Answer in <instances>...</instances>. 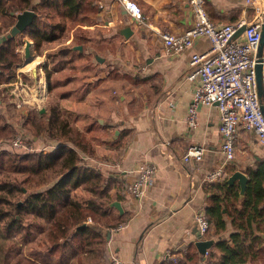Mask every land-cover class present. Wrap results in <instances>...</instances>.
I'll use <instances>...</instances> for the list:
<instances>
[{"label": "crops", "instance_id": "0c3cea01", "mask_svg": "<svg viewBox=\"0 0 264 264\" xmlns=\"http://www.w3.org/2000/svg\"><path fill=\"white\" fill-rule=\"evenodd\" d=\"M134 1L144 21L153 28L133 20L119 0H97L98 11L87 14L91 22L76 25L81 27L85 38H78L77 43L70 45L83 56L81 66L87 68L84 84L94 81L98 89L93 98L98 103L92 102L85 108L87 111L83 108L88 117H83L82 125L92 119L99 125H106L108 129L102 134V140L112 142L111 147L96 146L99 157L83 154L85 162L107 180L110 197L102 206L106 211L103 218H91V223L84 221L104 237L105 258L104 254H91L84 264H106L109 251L117 256L120 264H141L143 261L170 264L162 260L166 250L179 255L177 264H210L201 256L195 242L210 240L207 249L212 252V261H218L220 252L212 251V246L234 230L229 224L231 217L222 207L226 227L217 230L210 223L208 231L201 235L193 222L194 213L206 210L213 202L212 195L227 194V188L237 191L241 197L245 188L240 192L238 180L230 184L226 179L234 170H241L248 178L251 169L264 163V143L254 132L241 129L234 143L233 160L227 164L223 178L216 182L202 181L206 170L223 162L219 113L216 104H201L196 113L198 125L193 127L187 123V108L195 82L188 80L186 74L190 71L191 53L205 50L208 41L199 37L186 50L166 53L156 29L168 28L179 33L189 26L193 18L188 0ZM205 2L213 22L252 18L251 7L245 0ZM75 35L72 28L64 44ZM31 46L32 43L29 48ZM32 56L33 61L41 56L42 64L46 61L44 54ZM90 69L96 71L92 78L88 75ZM64 83L62 80V86ZM33 139L39 140L35 136ZM189 144H199L205 150L199 159L184 162L182 155ZM43 148L50 149L53 145ZM144 162L160 168L144 195L134 199L123 192L122 183L134 178L137 166ZM113 201H118L121 209L112 205ZM121 218H125L123 223L114 224ZM259 237L257 247H264V238ZM194 250L196 258L192 257ZM261 254L264 260V251ZM262 259L257 257L254 264H264ZM241 264H252V261Z\"/></svg>", "mask_w": 264, "mask_h": 264}, {"label": "trees", "instance_id": "16d2710c", "mask_svg": "<svg viewBox=\"0 0 264 264\" xmlns=\"http://www.w3.org/2000/svg\"><path fill=\"white\" fill-rule=\"evenodd\" d=\"M96 1L0 0V16L15 12L10 26L16 20V11L32 9L36 12L21 34L0 41V89L6 91L3 83L16 70L19 56L16 46L23 42V37L31 40L33 51L45 55L46 61L41 67L49 87L52 72L48 62L58 70L78 55L70 45L85 36L76 25L91 22L87 14L98 11ZM41 8L48 11L42 12ZM55 12L59 14L57 20L50 17ZM72 28L76 35L64 44ZM71 113L73 121L81 115L88 117L85 112ZM23 117L20 126L29 123L33 136L44 139L43 146L51 144L53 148L36 151L5 148L4 143L13 138L18 127H12L0 112V174L4 175L0 177V264H84L89 251L95 255L104 254L105 258L104 237L84 221L87 215L96 219L106 215L102 206L110 200L107 180L85 162L83 154L96 158L99 157L97 145L111 147L112 142L102 140L107 126L99 125L93 119L85 125H75L61 116L58 104H49L47 113L39 119L35 120L31 109ZM49 140L56 144L47 142ZM26 183L32 186L25 188ZM24 190H27L25 196L19 199V193ZM225 192L227 194H213V202L202 211L211 226L224 229L226 223L221 210L225 207L234 230L226 239L213 244L212 251L220 252L218 261H212L209 249L206 261L210 264H241L257 257L262 259L264 247H257L256 241L260 237L256 231L264 230V163L250 170L241 197L231 188ZM124 221L125 218H121L114 224ZM12 233H18V242L11 240ZM192 257L196 258L195 250Z\"/></svg>", "mask_w": 264, "mask_h": 264}, {"label": "built area", "instance_id": "2783aa9c", "mask_svg": "<svg viewBox=\"0 0 264 264\" xmlns=\"http://www.w3.org/2000/svg\"><path fill=\"white\" fill-rule=\"evenodd\" d=\"M137 22H144L138 4L134 0H119ZM252 10L250 20L236 22L211 21L205 0H188L192 23L179 33L168 28L156 29L166 53H179L190 48L195 39L205 37L208 47L202 52L191 53L190 71L186 78L195 82L191 101L187 108L186 120L196 127L197 108L216 104L219 113L218 132L223 162L206 170L203 182H216L223 178L227 164L234 157V143L241 129L250 130L264 143V43L259 49L262 24L264 23V0H245ZM241 31L237 33L240 29ZM13 148H25L23 136L17 135L11 141ZM199 144H189L182 155L184 162L199 159L204 153ZM160 167L151 162L137 166L136 176L122 183L123 192L139 198L151 184L153 175ZM86 222L91 223L87 217ZM194 225L199 234L209 229V221L203 211H196ZM121 226V225H120ZM208 249L203 258L207 260ZM165 263L177 264L178 254L166 250L162 254ZM106 264H120L117 256L109 251ZM141 264H147L145 261Z\"/></svg>", "mask_w": 264, "mask_h": 264}, {"label": "rangeland", "instance_id": "374dc122", "mask_svg": "<svg viewBox=\"0 0 264 264\" xmlns=\"http://www.w3.org/2000/svg\"><path fill=\"white\" fill-rule=\"evenodd\" d=\"M40 10L42 12L48 11L45 8H41ZM14 14L0 16L1 34H5L11 27L8 24L11 22ZM58 16L59 14L56 12L50 15L51 19L54 20H57ZM16 39L19 40L18 37ZM16 50L19 54L16 61V70L14 74L9 76L7 81L3 83V85L7 87V92L0 89V112L3 113L4 119L12 124V127H18V131L16 130V133L12 136L13 138H11L9 142L4 143V147L8 148V146H11V141L14 139V137L17 135H21L23 137H26L25 148L21 149V151H36L43 148V144L46 142H43L44 139L41 138H39L41 142H39V140L33 139V131L29 128V123L28 125H24L22 127L20 126L21 122L25 118L23 117V115L26 116L31 109L34 111V118L36 120L39 119L42 114L45 115L47 113V107L49 106V104H58L62 117L68 118L69 122L74 123L75 125L82 124L83 116L81 115L75 121H73V115L71 111L77 113L80 110L81 112H83V108L85 109L88 106H91V103L95 101H93V98L98 89L96 88L97 86L95 87L94 81L89 82L88 84H84L86 79H83V75H87L86 73H84L87 68L86 70L82 68L81 65L84 63L82 58L83 56L79 54L71 57V60L66 63L64 68L58 70H54L51 67L52 64L48 62V66L52 72L49 79L51 87H48L47 80H45V72L41 67L43 56H41L40 58L38 57V59H35L33 61L32 55L38 53L33 51L32 46L29 49L25 48L23 42H18ZM25 50H28L31 53V55L29 56V58L32 57L31 59L27 60V58L23 56ZM76 52L77 51L75 50V54H77ZM72 61L74 62V64L72 63ZM77 64L78 66L76 67ZM34 66L37 68L36 76H33L31 72V68ZM89 71L90 72L88 75H90L91 78L94 77V74L96 72L95 69H90ZM75 75L77 76V78H74ZM66 78H69L67 82L64 81ZM62 80L63 82H65L64 86H62L61 84ZM41 109L45 111L42 112L43 110ZM3 176L4 175L0 174V177ZM27 184L28 183H26L24 187L26 186L29 188L32 186ZM26 192L27 190H24L23 192L19 193L18 198H23ZM87 217L93 218V216L91 215H87L85 218ZM11 240L18 242V233H12ZM22 248L26 250L25 246H22ZM91 254H94V252L89 251L85 256L88 257ZM252 264H254V261H252Z\"/></svg>", "mask_w": 264, "mask_h": 264}, {"label": "water", "instance_id": "95a60500", "mask_svg": "<svg viewBox=\"0 0 264 264\" xmlns=\"http://www.w3.org/2000/svg\"><path fill=\"white\" fill-rule=\"evenodd\" d=\"M36 16V12L33 11L32 9H24L22 11H19L16 13V20L14 22V24L7 30V32L5 34H2L0 36V41L4 40L6 38H9L11 36H16L21 34L24 29L31 24V22L33 21V18ZM262 31H261V38H260V45H259V49L261 48L262 44L264 43V23L262 24ZM242 28H240L237 33H239L241 31ZM23 42L25 43V48L29 49L30 44L32 43L31 40H29L27 37H23ZM37 68L34 66L31 69V72L33 74V76L37 75ZM43 110V109H41ZM44 111V110H43ZM247 176L244 172H242L241 170H234L226 179V181L230 184L233 183L234 180H238L239 185H240V192H243L245 186H246V182H247ZM112 205L116 206L118 209H121V206L119 204L118 201H113L111 203ZM84 224V223H82ZM259 236L264 238V231L259 232L258 233ZM211 241L210 240H204V239H200L198 241L195 242L198 250L201 252V256H203L204 251L207 249V247L210 245Z\"/></svg>", "mask_w": 264, "mask_h": 264}, {"label": "bare ground", "instance_id": "6f19581e", "mask_svg": "<svg viewBox=\"0 0 264 264\" xmlns=\"http://www.w3.org/2000/svg\"><path fill=\"white\" fill-rule=\"evenodd\" d=\"M24 56L27 58V60L31 59V57L29 58L30 56V52L28 50H25L24 52ZM31 63V62H30Z\"/></svg>", "mask_w": 264, "mask_h": 264}]
</instances>
